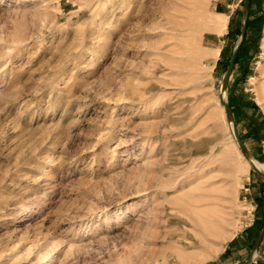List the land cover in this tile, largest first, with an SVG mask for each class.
Here are the masks:
<instances>
[{
  "label": "rangeland",
  "instance_id": "374dc122",
  "mask_svg": "<svg viewBox=\"0 0 264 264\" xmlns=\"http://www.w3.org/2000/svg\"><path fill=\"white\" fill-rule=\"evenodd\" d=\"M197 3L0 0V264L248 257L264 178L230 137L218 95L243 0H203L200 14ZM218 14L221 32L203 26ZM220 94L264 164V0H251ZM253 259L264 264V235Z\"/></svg>",
  "mask_w": 264,
  "mask_h": 264
},
{
  "label": "water",
  "instance_id": "95a60500",
  "mask_svg": "<svg viewBox=\"0 0 264 264\" xmlns=\"http://www.w3.org/2000/svg\"><path fill=\"white\" fill-rule=\"evenodd\" d=\"M248 11H249V0H243V22H242V27L240 30L239 40L237 41L236 45L233 48V51H232V54L228 60V64L226 66V69L222 75L220 82H219L218 95H219V102L223 106L226 121L228 123H231L232 134H233L234 140H235L240 152L245 157V159H247L250 162L251 168L258 175H260L261 177L264 178V172L259 170L258 168H256L255 165L251 162V158H253V157L249 153L247 147L245 146L241 137L238 134L237 127H236L235 120H234V116H233V110L229 106L227 100L225 98H223L222 94H220L221 92H225V95H226L227 83H228V80H229V77H230V74H231V71H232V68L234 65V61H235L238 49H239L240 45L242 44L244 36H245ZM263 235H264V222H263L262 227L260 228V230L257 234V237H256L252 247H251V250H250L248 257L242 262H235L233 264H249L252 261V259L254 258V256L256 255L257 248L259 246V243H260Z\"/></svg>",
  "mask_w": 264,
  "mask_h": 264
},
{
  "label": "bare ground",
  "instance_id": "6f19581e",
  "mask_svg": "<svg viewBox=\"0 0 264 264\" xmlns=\"http://www.w3.org/2000/svg\"><path fill=\"white\" fill-rule=\"evenodd\" d=\"M202 3H203V0H198V3L195 5V7H196V13L197 14H200L201 13V10H202ZM218 16V19L216 20V21H212V20H209V21H207V22H205V24H203V26L205 27V28H210V29H213V30H216V31H222L224 28H225V26H226V21H227V18L228 17H226V15H224V14H218L217 15ZM170 21V20H169ZM175 25V24H174ZM171 35V34H170ZM195 36H196V34H194ZM193 35V36H194ZM174 36V35H173ZM173 36H171V37H173ZM194 36V37H195ZM179 37H180V35H179ZM182 37V36H181ZM197 37V36H196ZM195 37V38H196ZM199 37V36H198ZM200 39V38H199ZM197 40V39H196ZM180 41V40H179ZM178 41V42H179ZM185 41V40H184ZM194 43H200V41L199 42H194ZM167 44V43H166ZM165 44V45H166ZM185 44V43H184ZM187 44V43H186ZM189 44V45H188ZM188 46H189V48H195V45L193 44V37H191L190 39H188ZM179 45H181V44H179ZM186 45V46H187ZM188 46H187V48H188ZM184 47V46H183ZM197 47V46H196ZM178 49V48H177ZM186 49V48H185ZM198 49V48H197ZM197 49H195V50H190L191 52H192V54H190V57L188 58H186L188 61V65L190 66V67H193L192 66V64H194V62L196 61V58H197V56H198V51H196ZM175 50V49H174ZM180 50V49H179ZM189 50V49H188ZM199 50V49H198ZM176 51L178 52V50H175L174 52L176 53ZM173 52V51H172ZM189 52V51H188ZM188 52H187V54H188ZM190 52V53H191ZM177 54H179L180 55V52L179 53H177ZM186 54V53H185ZM187 54H186V56H187ZM213 55H215V54H213ZM172 56V55H171ZM184 56V55H183ZM188 56H189V54H188ZM218 56V55H217ZM209 57V56H208ZM214 57V56H213ZM184 58V57H183ZM215 58H217V57H215ZM173 59H175L174 57H173ZM179 59V58H178ZM180 60V59H179ZM181 60H183V59H181ZM173 64H176V63H172V65ZM187 64V63H186ZM178 66V65H177ZM176 66V67H177ZM184 66V65H183ZM175 67V68H176ZM179 67V66H178ZM182 68V66H180V69ZM183 68H185V67H183ZM187 68V67H186ZM188 69V68H187ZM189 69H192V68H189ZM196 69V68H195ZM188 73V72H187ZM223 96V98H224V95H222ZM222 107L223 106H220V110H219V113L221 114V115H223V110H222ZM224 121V120H223ZM224 123H226V121L224 122ZM225 125H227L228 126V128L227 129H229V131L228 132H230V137L233 139V142L236 144V142H235V140H234V137H233V134H232V129H231V123H228L227 122V124H225ZM251 162L255 165V167L256 168H258L259 170H261V171H263L264 172V164H262V163H260L259 161H257V160H255L254 158H251ZM245 163H246V165L247 166H250L251 167V165H250V162L248 161V160H246L245 159ZM198 200H196V199H192V200H190L189 201V204H193L194 202H197ZM224 239H221L220 241H218L217 242V246L212 250V252H211V255H217L221 250H222V248L224 247V242L225 241H223Z\"/></svg>",
  "mask_w": 264,
  "mask_h": 264
},
{
  "label": "trees",
  "instance_id": "16d2710c",
  "mask_svg": "<svg viewBox=\"0 0 264 264\" xmlns=\"http://www.w3.org/2000/svg\"><path fill=\"white\" fill-rule=\"evenodd\" d=\"M250 6H251V0H249V8H250ZM247 24H248V18H247ZM242 45V44H241ZM241 45H240V47H241ZM240 47H239V49H240ZM239 49H238V51H239ZM237 54H238V52H237ZM236 57H237V55H236ZM229 60V59H228ZM235 61H236V58H235ZM235 61H234V63H235Z\"/></svg>",
  "mask_w": 264,
  "mask_h": 264
},
{
  "label": "crops",
  "instance_id": "0c3cea01",
  "mask_svg": "<svg viewBox=\"0 0 264 264\" xmlns=\"http://www.w3.org/2000/svg\"><path fill=\"white\" fill-rule=\"evenodd\" d=\"M254 258H255V256H254ZM254 261H255V260H254V259H252V261H251L249 264H252Z\"/></svg>",
  "mask_w": 264,
  "mask_h": 264
}]
</instances>
